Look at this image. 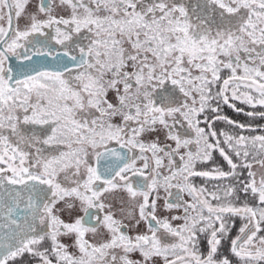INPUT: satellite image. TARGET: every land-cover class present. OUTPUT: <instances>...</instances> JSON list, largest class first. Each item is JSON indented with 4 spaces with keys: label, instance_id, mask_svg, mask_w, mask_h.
Masks as SVG:
<instances>
[{
    "label": "snow or ice",
    "instance_id": "6c2138e0",
    "mask_svg": "<svg viewBox=\"0 0 264 264\" xmlns=\"http://www.w3.org/2000/svg\"><path fill=\"white\" fill-rule=\"evenodd\" d=\"M0 264H264V0H0Z\"/></svg>",
    "mask_w": 264,
    "mask_h": 264
},
{
    "label": "trees",
    "instance_id": "16d2710c",
    "mask_svg": "<svg viewBox=\"0 0 264 264\" xmlns=\"http://www.w3.org/2000/svg\"><path fill=\"white\" fill-rule=\"evenodd\" d=\"M227 114H228V115L232 114L233 116H235V114L232 113L230 110H227Z\"/></svg>",
    "mask_w": 264,
    "mask_h": 264
},
{
    "label": "rangeland",
    "instance_id": "374dc122",
    "mask_svg": "<svg viewBox=\"0 0 264 264\" xmlns=\"http://www.w3.org/2000/svg\"><path fill=\"white\" fill-rule=\"evenodd\" d=\"M36 3V0H33V4ZM229 116H232L233 118H235V116H233L232 114H230Z\"/></svg>",
    "mask_w": 264,
    "mask_h": 264
}]
</instances>
